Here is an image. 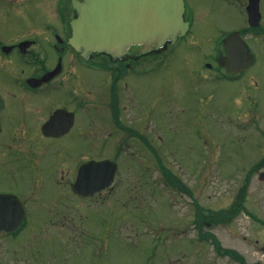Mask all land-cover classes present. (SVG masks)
Returning a JSON list of instances; mask_svg holds the SVG:
<instances>
[{
	"label": "flooded vegetation",
	"instance_id": "af4514ba",
	"mask_svg": "<svg viewBox=\"0 0 264 264\" xmlns=\"http://www.w3.org/2000/svg\"><path fill=\"white\" fill-rule=\"evenodd\" d=\"M257 3L262 24L264 0ZM188 11L186 2V20ZM76 16L72 0H0V184L17 191L0 189V230L20 223L0 237V264H93L91 241L104 238L93 231V211L121 198L137 208L156 202V195L166 198L180 213L178 224L191 225L202 237V179L170 172V115L150 94L143 99L141 81L166 64V47L90 52L86 59L70 44ZM224 56L219 50L215 61ZM131 78L140 81L133 92ZM105 160L117 165L110 187L102 188L106 173L96 181L99 174L86 170L77 180L82 165ZM34 211L44 216L41 235L20 237ZM96 225L105 231L107 222ZM51 239L63 250L52 249ZM231 260L264 264L262 258Z\"/></svg>",
	"mask_w": 264,
	"mask_h": 264
},
{
	"label": "rangeland",
	"instance_id": "374dc122",
	"mask_svg": "<svg viewBox=\"0 0 264 264\" xmlns=\"http://www.w3.org/2000/svg\"><path fill=\"white\" fill-rule=\"evenodd\" d=\"M186 2L191 30L170 45L162 69L142 79L143 99L150 94L170 115L168 166L182 179H202L204 221L206 214L228 210L248 185L247 197L240 202L241 208L234 210L231 221L210 227L204 224L202 235L209 232L215 243L248 261L264 260V180L259 179L264 165L258 166L264 164V37L251 33L245 37L255 63L240 75L227 78L215 57L227 35L248 29V0ZM18 13L13 15L21 21L20 29L24 20ZM220 76L222 80H214ZM139 82L129 80L131 92ZM172 183L177 182L173 179ZM157 187L162 189L159 184ZM0 189L17 192L8 182L0 184ZM155 197L156 202L150 200L139 208L121 198L116 204L106 203L97 213L93 211L99 217L92 216L93 231L104 234L102 240L91 241L92 251L87 253L93 264H175L177 259L183 260L179 264H236L218 253L211 239L200 241L191 225L181 227L180 213L170 208L166 198ZM40 214L33 212L20 237L41 235L44 216ZM101 220L107 222L105 231L96 225ZM49 244L58 252L63 250L56 239Z\"/></svg>",
	"mask_w": 264,
	"mask_h": 264
},
{
	"label": "water",
	"instance_id": "95a60500",
	"mask_svg": "<svg viewBox=\"0 0 264 264\" xmlns=\"http://www.w3.org/2000/svg\"><path fill=\"white\" fill-rule=\"evenodd\" d=\"M73 5L78 16L72 22L71 42L77 50L86 52H119L132 44L141 43L163 45L166 41L184 36L189 30V23L184 19V0H73ZM257 8L251 2V26L259 25ZM224 43L229 70L238 72L253 63L254 58L239 32L232 33ZM91 165L94 167L93 171L98 173L101 169L107 170L109 186L115 175L116 165L112 161ZM263 178L264 174H261L260 180ZM17 224L13 223L12 227L0 230V234L15 231Z\"/></svg>",
	"mask_w": 264,
	"mask_h": 264
},
{
	"label": "trees",
	"instance_id": "16d2710c",
	"mask_svg": "<svg viewBox=\"0 0 264 264\" xmlns=\"http://www.w3.org/2000/svg\"><path fill=\"white\" fill-rule=\"evenodd\" d=\"M245 192H246V187L243 189V192H242V195L243 196H245ZM240 204V202L239 203H236V204H234V210H236L237 208H238V206L237 205H239ZM241 206H242V204H241ZM228 211H224L223 213H222V218H223V220L225 221V217L227 218V222H229V221H231V218H232V212L230 213V215H228V213H227ZM228 216H230V217H228ZM217 244V243H216ZM220 249V248H219Z\"/></svg>",
	"mask_w": 264,
	"mask_h": 264
}]
</instances>
